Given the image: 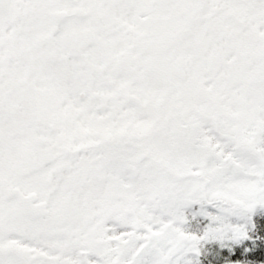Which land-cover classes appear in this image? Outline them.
I'll return each mask as SVG.
<instances>
[{"label": "snow or ice", "instance_id": "1", "mask_svg": "<svg viewBox=\"0 0 264 264\" xmlns=\"http://www.w3.org/2000/svg\"><path fill=\"white\" fill-rule=\"evenodd\" d=\"M44 37L83 45L80 86L101 87L134 46L165 74L179 62L184 166L15 143L43 132L37 101L10 116L6 58ZM239 97L244 111L225 115ZM249 146L264 150V0H0V264H264V167L246 162Z\"/></svg>", "mask_w": 264, "mask_h": 264}, {"label": "rangeland", "instance_id": "2", "mask_svg": "<svg viewBox=\"0 0 264 264\" xmlns=\"http://www.w3.org/2000/svg\"><path fill=\"white\" fill-rule=\"evenodd\" d=\"M45 40L48 41L49 48L44 43L40 44ZM65 44L68 48L74 45V42L65 41ZM134 47L135 50L128 51L125 57L114 61L110 58V62L115 64V70H122L121 74H116L114 70L112 75L105 77L101 87H93L76 83L77 76L67 60V53L61 51L51 39L44 37L33 40L32 53L23 55L20 65H17L19 88L23 69L29 67L24 59L32 60L36 58L37 53L42 56L40 63L49 67L53 59L49 58L51 50L54 51V58L73 75L63 76L66 85L64 93L57 78L44 77L47 83H51L50 89H44L42 83H35L38 79L29 78L28 85L33 86L28 90L33 92L35 101L42 100L43 95L46 98L52 94L57 96L55 103L50 100V113L42 117L41 121L50 123L51 131L54 130L59 136H19L14 142L25 145L41 144L45 151L56 149L67 160L77 156L90 157L98 150L105 149L117 155L131 157L147 169L158 168L172 172L182 168L185 164V150L179 139V129L173 114L175 99L172 89L175 80L154 65L152 53L142 46ZM81 56L85 57L82 68L89 69L86 52L82 51ZM127 60L128 64L124 65ZM37 63L31 67L38 69ZM53 64L52 62L51 65ZM141 66L143 71H140ZM47 67L44 65V71ZM52 69L58 71L59 66L56 64ZM84 73L85 71L82 75ZM39 76H42V72L37 73L38 78ZM79 92L85 94V102L78 100ZM246 103L243 97L231 99L224 105L225 115L239 116ZM236 129L241 134L244 131L240 123L236 125ZM52 140L55 142L51 143ZM262 152L264 150L256 146H249L245 156L246 162L264 167Z\"/></svg>", "mask_w": 264, "mask_h": 264}, {"label": "flooded vegetation", "instance_id": "3", "mask_svg": "<svg viewBox=\"0 0 264 264\" xmlns=\"http://www.w3.org/2000/svg\"><path fill=\"white\" fill-rule=\"evenodd\" d=\"M41 42L42 43H40V44L44 43V45H46L48 43V41H46V40H45V42H43V41H41ZM89 43L92 47H96V48H100L103 46L102 41L99 39L90 40ZM64 46L67 47L66 44ZM67 49H68L67 56H70L71 61H75V64L72 65V68H74L73 69L74 74L78 77V76L82 75L83 71L86 72L88 70L86 68L85 69L82 68V64L84 63L83 60L85 59V57L81 56V53L83 51V45L81 43H75L74 42V45H70ZM53 53H54V51L52 52V50H51V54H50L49 58L50 59H51V57L53 58L51 61V64H52V62L54 64L53 65L49 64L48 65L49 67H47V69L45 71H44V68H38V69L32 68L33 63H34L33 59H32L33 61L29 60V59H24L28 63L27 65L29 67L26 66L27 68L23 69L24 74H22V79L20 81L21 87L19 88L18 87L19 82L17 80V71H18L17 65H20V60L23 59V55L16 52L15 49L10 50L8 57L6 58V62L9 63L11 65V67L13 68V71L9 74V77H8L9 92H10L11 96L14 98L13 99V105L10 108V113H9L13 119H15L17 117V115L19 114L20 111H24L27 109V107H28L27 102L29 100H34L33 92H30L28 90V88H31L33 86V85H28V83L30 82L29 78L33 77L34 79H38L35 83H39V84L42 83L44 86V89H50L52 87L51 83H47L44 80L45 76H50L51 78H57L58 84L59 85L62 84L61 91L63 93L66 92V85H65V81L63 82V76L64 77H66L68 75L72 76L73 74L68 72L66 67H61V63H59V61L56 58H54L55 55ZM125 56H127V52L124 55V57ZM37 57H38V60L42 59V56L40 57V55H37ZM22 63H23V60H22ZM177 63H179V62H177ZM177 63L175 65H173L171 68L172 78H173V72L176 69ZM56 64L59 66L58 71L55 69H52V66H54V65L56 66ZM125 64H128V60L126 61V63H124V65ZM31 65H32V67H31ZM45 66H47V65H45ZM38 72H42V76H39V78L37 77ZM32 73H34V74H32ZM115 73L121 74L122 70L117 68L115 70ZM78 90H80V88H78ZM50 96H52L51 99H50ZM55 96H56L55 94H52V95H49L48 98H46L43 95V99L37 101L38 104L33 107L32 110L37 111L39 113L40 122H42L41 121L42 117H44L50 113L49 112L51 110L50 109L51 108L50 107V104H51L50 100H52V103H55L54 100L57 99V96L56 97ZM59 102L61 103V101H59ZM80 102H85V99L83 101H80ZM18 103H19V105H21V107L19 109L17 107ZM63 103L64 104L66 103L65 100ZM40 126L43 128L42 129V132H43L42 136H59V134L56 133L54 130L51 131L50 123L42 122L40 124ZM21 136H33V135L25 134V135H21ZM29 145H30V143H29Z\"/></svg>", "mask_w": 264, "mask_h": 264}, {"label": "water", "instance_id": "4", "mask_svg": "<svg viewBox=\"0 0 264 264\" xmlns=\"http://www.w3.org/2000/svg\"><path fill=\"white\" fill-rule=\"evenodd\" d=\"M173 76L178 83L184 79V71H183L182 65L180 63H177L176 69L173 72ZM81 98H83V97L81 96Z\"/></svg>", "mask_w": 264, "mask_h": 264}, {"label": "trees", "instance_id": "5", "mask_svg": "<svg viewBox=\"0 0 264 264\" xmlns=\"http://www.w3.org/2000/svg\"><path fill=\"white\" fill-rule=\"evenodd\" d=\"M36 58H37V56H36ZM36 58L33 59V60H34V63H35ZM71 82H72V81H71Z\"/></svg>", "mask_w": 264, "mask_h": 264}]
</instances>
